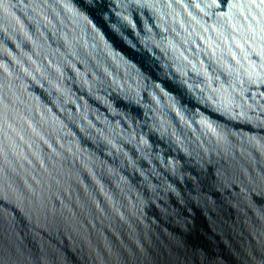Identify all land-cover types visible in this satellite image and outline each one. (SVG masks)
Masks as SVG:
<instances>
[{
  "label": "water",
  "instance_id": "1",
  "mask_svg": "<svg viewBox=\"0 0 264 264\" xmlns=\"http://www.w3.org/2000/svg\"><path fill=\"white\" fill-rule=\"evenodd\" d=\"M0 264H264V0H0Z\"/></svg>",
  "mask_w": 264,
  "mask_h": 264
}]
</instances>
